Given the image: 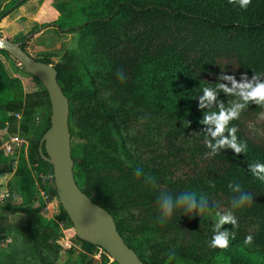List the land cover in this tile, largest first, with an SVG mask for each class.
<instances>
[{
    "label": "trees",
    "instance_id": "16d2710c",
    "mask_svg": "<svg viewBox=\"0 0 264 264\" xmlns=\"http://www.w3.org/2000/svg\"><path fill=\"white\" fill-rule=\"evenodd\" d=\"M0 1H6L1 21L33 0ZM36 17L31 32L54 28L76 39L77 51L64 52L52 65L68 104L70 138L79 140L70 149L75 183L111 216L140 262L264 264V174H253L264 166V140H252L243 126L264 104L249 102L222 136L211 135L215 116L244 103L241 89L219 81L221 71L230 68L244 79L255 77L253 85L264 83V0H251L246 8L229 0H44ZM8 57L0 50V118L10 122L6 113L19 115L25 96L8 74ZM33 60L50 65L46 58ZM204 88L214 100L204 99ZM206 117L209 122L202 123ZM138 122L142 131L129 135ZM232 127L244 148L240 154L214 147L230 138ZM157 136L159 149L147 151ZM38 141L13 172L0 153V175L12 173L23 197L3 209L23 215L35 262L56 264L59 225L70 224L60 206L56 217L42 216L55 195L52 181L43 179L51 168L37 153ZM182 198L194 199L196 208L189 211ZM229 213L237 224L220 227L231 233L229 246L214 249L218 217ZM248 235L253 241L246 245ZM70 241L80 249L75 264H92L97 248L75 237ZM107 260L102 254L101 263Z\"/></svg>",
    "mask_w": 264,
    "mask_h": 264
},
{
    "label": "rangeland",
    "instance_id": "374dc122",
    "mask_svg": "<svg viewBox=\"0 0 264 264\" xmlns=\"http://www.w3.org/2000/svg\"><path fill=\"white\" fill-rule=\"evenodd\" d=\"M43 1L33 0L25 4L22 10L13 11L2 19L0 21V40H6L17 45L22 44L30 58H46L52 66L64 52L77 51L76 39L74 35L60 33L54 28L30 31L31 27L38 24L36 16ZM5 2L0 1V8ZM4 62L8 74L10 77L17 79L19 88L25 96V102L19 109V120H16L10 111L6 113L7 117L13 118L10 122L0 118V153L6 158L5 164L11 165L13 172L19 160L27 162V152L33 143L40 139L46 127L50 110L49 105L44 101L42 94L44 89L41 83L35 77L25 73L14 58L9 56ZM218 77L219 81L230 90L241 89V85L254 82V79H244L240 75H233L230 68L221 71ZM228 77L232 79L229 80ZM243 126L252 140H264V110L254 118L246 120ZM5 128L6 131H3ZM141 131L142 126L138 122L131 125L128 134L133 136ZM10 135L16 138V142L7 143L13 152L11 157H7L1 147L8 142ZM157 138L159 137L157 136L151 142L152 145H149L147 151L154 152L155 149H159V146L155 144ZM184 140L185 138L182 139L183 142H180V144L186 148L190 144L188 141L184 142ZM78 143L79 140L75 136L71 137L69 141L70 149L72 150ZM184 154H187V152H184ZM187 167L192 169L190 163L187 164ZM187 167L180 165V169H187ZM32 175L34 176L33 172ZM0 189H5L10 195L8 203L0 205L2 206L0 208V264H37L35 262L37 255L31 253L29 249L30 242L26 233L22 230L25 227L23 215L13 214L3 209L6 206L15 207L23 200L18 190L16 177L12 173L0 175ZM41 199L44 200V197H41ZM58 213L59 204L56 197L47 200L42 216L45 219H51L56 217ZM59 227L60 236L55 240L59 250L54 256V262L56 264H75L80 249L71 244L70 239L73 234L64 230L70 229L71 226L59 225ZM102 254L97 249L94 250L91 255L92 264H102ZM105 264H111V260L108 259Z\"/></svg>",
    "mask_w": 264,
    "mask_h": 264
},
{
    "label": "water",
    "instance_id": "95a60500",
    "mask_svg": "<svg viewBox=\"0 0 264 264\" xmlns=\"http://www.w3.org/2000/svg\"><path fill=\"white\" fill-rule=\"evenodd\" d=\"M0 50L14 58L23 71L43 86L49 104L48 128L42 133L37 153L51 168L52 185L58 204L79 241L100 249L114 264H142L118 235L111 216L93 204L75 183L70 157L68 104L56 83L51 65L35 61L17 44L0 40Z\"/></svg>",
    "mask_w": 264,
    "mask_h": 264
},
{
    "label": "clouds",
    "instance_id": "9594fccd",
    "mask_svg": "<svg viewBox=\"0 0 264 264\" xmlns=\"http://www.w3.org/2000/svg\"><path fill=\"white\" fill-rule=\"evenodd\" d=\"M230 3H239V6L241 8H246L250 3L251 0H229ZM227 79L231 80V77H228ZM256 79L255 77L253 78ZM234 87L235 82L233 80ZM241 92L240 96L242 100L244 101L243 104H238L235 106V108L225 112L221 111L218 116H215L214 119L211 120L212 123L215 124V131L211 133L213 137L222 136L223 132L225 131V125H227L230 121L235 120L239 117L240 111L238 109L242 110L244 109L249 102L255 103L256 105L264 104V83L257 82L255 85L253 83H247L244 85H241ZM204 99H207L209 101H212L215 99V95L212 91H210L208 88H204ZM209 118H205L202 123H208ZM237 129L235 127H232L229 129V137L230 138H221L216 142L214 145L215 148H222V147H229L233 150L235 154H240L244 148H242L241 144L237 142V136H236ZM246 147V144L244 145ZM139 170H137L138 174ZM254 175L264 174V166L257 165L255 169H253ZM259 179L264 180V175H259ZM244 200H250L251 197H244ZM187 204V209L189 211H192L196 208L195 200H188L187 198H182L180 201V204ZM203 203V200L201 201ZM243 203V200H242ZM165 208L167 209V214L171 215L172 207L170 204H166ZM224 224H237V218L234 217L231 213L225 214L218 217L217 224L214 229V234L210 240V247L214 249H226L229 246L230 243V235L231 233L228 230L220 231V227ZM253 241V237L251 235H248L245 237L244 243L246 245L251 244Z\"/></svg>",
    "mask_w": 264,
    "mask_h": 264
},
{
    "label": "built area",
    "instance_id": "2783aa9c",
    "mask_svg": "<svg viewBox=\"0 0 264 264\" xmlns=\"http://www.w3.org/2000/svg\"><path fill=\"white\" fill-rule=\"evenodd\" d=\"M13 117L16 119V120H19V115H17V114H14L13 115ZM3 131H6V128L5 129H3ZM13 141L14 142H16V138L14 137V136H12V135H10L9 136V138H8V142H6V143H4L3 145H2V149L4 150V154L7 156V157H11V155H12V149H11V147H10V145H8L7 143H13ZM44 179H46V180H50V181H52V176L51 175H46V176H44L43 177ZM40 196L41 197H44L43 196V194L42 193H40ZM10 197V195H9V193H8V191H6L5 189H0V204H3V202H5L8 198ZM44 200H45V198H44ZM65 230V232H70L71 234H73V232H72V229L70 228V229H64ZM69 246V245H68ZM97 250L99 251V253H101L102 251L100 250V249H98L97 248ZM103 253V252H102Z\"/></svg>",
    "mask_w": 264,
    "mask_h": 264
}]
</instances>
